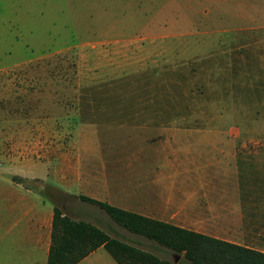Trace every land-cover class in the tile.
<instances>
[{
	"label": "rangeland",
	"instance_id": "obj_1",
	"mask_svg": "<svg viewBox=\"0 0 264 264\" xmlns=\"http://www.w3.org/2000/svg\"><path fill=\"white\" fill-rule=\"evenodd\" d=\"M233 157L256 178L221 176ZM53 159L83 185L44 194L112 238L182 258L79 195L204 235L259 224L264 252V0H0V172Z\"/></svg>",
	"mask_w": 264,
	"mask_h": 264
},
{
	"label": "crops",
	"instance_id": "obj_2",
	"mask_svg": "<svg viewBox=\"0 0 264 264\" xmlns=\"http://www.w3.org/2000/svg\"><path fill=\"white\" fill-rule=\"evenodd\" d=\"M246 158L250 159V156L245 157V159ZM233 159L235 160V164L238 163L237 167H230L226 170L227 174L225 175L222 172L221 176L235 177L238 180L236 182L239 183H242L239 180L243 179L244 176H247L248 179L250 178L251 180L252 178H256V172H254V169L240 168L238 157H233ZM42 167H46L47 173L45 176L38 175L42 170ZM5 169L8 170L7 175H2L0 172V264H47L49 248L51 245L55 202L51 197H47L44 192L49 187H55L62 193V196L75 194V192L83 185L81 165L80 163H72L69 160L58 162L53 159L43 164L22 160L7 164ZM253 172L255 175H252ZM29 182L31 183L30 185ZM32 183L37 186L33 187ZM230 183L234 184L233 181H230ZM233 195L229 196L230 200L237 201L239 196L237 194ZM223 198H225V195H223L222 199ZM252 199L253 198L250 197V200ZM141 203V206L149 207L148 201H143ZM235 205L238 204L234 202V206ZM216 207L217 208L215 209L211 208L210 211L207 210V213L205 214V226L209 231L214 224L219 223V221L217 223V214L225 212L224 208L222 210L219 209L221 206L217 205ZM60 209L70 217L72 212L68 209H64V207ZM124 210L131 211L129 209ZM236 210L237 209L232 208L229 211L234 215ZM240 211L242 210H238L237 212ZM131 212L142 216H150L143 212ZM243 213H247L244 214L245 218L247 215L254 218V214L249 209ZM78 216L84 215L77 214V217ZM70 218H73L76 221H83L75 219L72 216ZM92 220V225L100 229L94 217ZM240 221L242 223L245 222L243 219ZM252 223H255L254 219ZM175 226L203 234L193 227L186 228L179 225ZM257 227L258 229L254 226L253 230L250 231H248V229L226 233L225 235L212 233L207 236L239 247L257 250L259 248L257 242L261 235L259 224ZM227 234H229V236H227ZM103 252L107 253L102 246L98 247L76 264H117L108 253L107 254L111 260L106 258L102 254ZM260 252L264 253L263 251Z\"/></svg>",
	"mask_w": 264,
	"mask_h": 264
},
{
	"label": "trees",
	"instance_id": "obj_3",
	"mask_svg": "<svg viewBox=\"0 0 264 264\" xmlns=\"http://www.w3.org/2000/svg\"><path fill=\"white\" fill-rule=\"evenodd\" d=\"M57 194L64 197L59 191ZM78 199L101 209L128 233L153 241L182 258L178 263L160 259L110 237L87 222L72 220L55 206L47 264H76L101 246L117 264H264V253L260 251L239 247L84 195H79Z\"/></svg>",
	"mask_w": 264,
	"mask_h": 264
}]
</instances>
